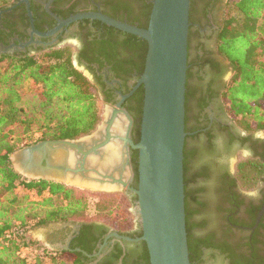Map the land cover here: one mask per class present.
<instances>
[{"label":"flooded vegetation","instance_id":"flooded-vegetation-1","mask_svg":"<svg viewBox=\"0 0 264 264\" xmlns=\"http://www.w3.org/2000/svg\"><path fill=\"white\" fill-rule=\"evenodd\" d=\"M151 1L11 0L0 9V53L22 57L71 47L73 62L89 74L97 88L101 114L106 108L125 111L131 120L129 137L136 144L143 103V86L137 82L146 42L96 19H78L61 27L57 19L100 13L144 29ZM225 2L196 0L189 15L187 83L192 94L185 107L189 156L184 185L188 209L195 211L189 222L194 225L190 236L196 247L190 264H264V210L257 222L264 209V131H242L222 103L223 86L232 76L216 49ZM32 27L42 34L57 30L41 37ZM44 140L59 139L30 144ZM127 146L132 178L120 195L133 212L137 208V197L131 191L137 188V151ZM242 161L257 163L254 168L262 173L251 187L240 181ZM38 228L41 240L37 241L50 257L68 253L79 256L84 264H149L141 224L133 215L123 227L101 220L69 219L48 221Z\"/></svg>","mask_w":264,"mask_h":264},{"label":"trees","instance_id":"trees-1","mask_svg":"<svg viewBox=\"0 0 264 264\" xmlns=\"http://www.w3.org/2000/svg\"><path fill=\"white\" fill-rule=\"evenodd\" d=\"M10 2L0 0V9ZM195 4L196 0H190L189 15ZM190 34L189 29L188 38ZM216 49L232 72L222 90L226 114L248 134L264 131V0H226ZM189 76L187 69L185 107L192 94ZM98 103L97 88L74 66L71 47L50 48L22 57L0 53V264H42L43 255L51 264H84L75 254L50 257L27 234L31 227L48 221L83 216L87 204L84 193L62 184L22 177L13 170L10 155L37 140L77 139L90 134L101 120ZM37 133L40 138H33ZM183 156L185 182L189 156L185 146ZM255 164L242 161L240 165V181L249 187L262 174L255 170L259 166ZM30 193L39 199L31 201ZM103 200L106 197L97 203L96 212L112 215L111 204ZM188 200L185 195L191 262L196 247L190 236L194 225L189 218L195 211L188 209ZM30 246L38 253L34 261L19 256L21 248Z\"/></svg>","mask_w":264,"mask_h":264},{"label":"water","instance_id":"water-1","mask_svg":"<svg viewBox=\"0 0 264 264\" xmlns=\"http://www.w3.org/2000/svg\"><path fill=\"white\" fill-rule=\"evenodd\" d=\"M151 4L144 29L100 13L57 19L59 27L78 19H96L146 42L144 67L137 82V86H143L139 141L133 144L129 137L128 114L106 108L90 134L23 146L10 155V163L16 173L29 180L118 195L128 188L132 178L129 145L137 151V188L131 189L137 197V208L132 215L140 221L149 264H190L183 166L185 139L189 135L185 132V91L190 0H152ZM56 30L42 34L32 27V32L41 37ZM79 71L90 79L88 73ZM98 107L101 112L100 104ZM112 143L120 148L121 157L114 165L115 172H108L99 167V162L105 160L103 152Z\"/></svg>","mask_w":264,"mask_h":264},{"label":"rangeland","instance_id":"rangeland-1","mask_svg":"<svg viewBox=\"0 0 264 264\" xmlns=\"http://www.w3.org/2000/svg\"><path fill=\"white\" fill-rule=\"evenodd\" d=\"M74 65L77 67L76 63L73 62ZM79 68V67H77ZM79 70H81V68H79ZM86 74V72H84ZM89 76V75H88ZM30 83H28L25 86V89L28 87ZM33 138H40V134L37 133L33 136ZM80 191V190H77ZM82 193H84V195L86 196L87 199V204H86V211L84 213L83 216L81 217H74L73 219H77V220H81V219H87V220H101L107 223H111L113 224L115 227L119 226V227H123L124 224L126 222H130L132 220V212H131V208L129 207L127 201L124 199V197H122L120 194H107V193H97V192H88V191H80ZM19 193H22V189L19 190ZM31 195L30 200L31 201H36L39 198H37L35 195H32L31 193L29 194ZM48 195L45 194V197H47ZM110 196V197H109ZM106 197V205L107 204H111L110 206V211L112 213V215H109L105 213H99L96 212V205L99 202H102V199ZM40 228L38 227H33L30 228V230H28V236L32 239V240H41V235H40V230H38ZM35 251H32V256L28 255L31 259V261H34V256H35ZM47 264V263H46ZM48 264H50V262H48Z\"/></svg>","mask_w":264,"mask_h":264},{"label":"bare ground","instance_id":"bare-ground-1","mask_svg":"<svg viewBox=\"0 0 264 264\" xmlns=\"http://www.w3.org/2000/svg\"><path fill=\"white\" fill-rule=\"evenodd\" d=\"M121 150L115 144L112 143L110 147L107 148L106 151L103 152L104 161L100 160V168L104 167V170L108 172H115L114 165L120 162Z\"/></svg>","mask_w":264,"mask_h":264},{"label":"built area","instance_id":"built-area-1","mask_svg":"<svg viewBox=\"0 0 264 264\" xmlns=\"http://www.w3.org/2000/svg\"><path fill=\"white\" fill-rule=\"evenodd\" d=\"M32 251H35V256H34V260H35V258H36V256H37V250L36 249H34V248H32L31 246L30 247H25V248H21L20 249V251H19V256H21V257H27V260L28 261H31V259H30V257L28 256V255H31L32 256ZM41 255H43V251H42V254ZM42 264H48V262H49V257H46V256H42Z\"/></svg>","mask_w":264,"mask_h":264},{"label":"clouds","instance_id":"clouds-1","mask_svg":"<svg viewBox=\"0 0 264 264\" xmlns=\"http://www.w3.org/2000/svg\"><path fill=\"white\" fill-rule=\"evenodd\" d=\"M249 195H253V196H254V195H256V194H255V193H250Z\"/></svg>","mask_w":264,"mask_h":264}]
</instances>
